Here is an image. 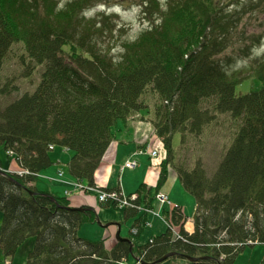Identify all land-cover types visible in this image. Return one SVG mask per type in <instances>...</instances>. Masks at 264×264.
<instances>
[{
    "label": "trees",
    "instance_id": "1",
    "mask_svg": "<svg viewBox=\"0 0 264 264\" xmlns=\"http://www.w3.org/2000/svg\"><path fill=\"white\" fill-rule=\"evenodd\" d=\"M98 1L108 0H71L64 5L61 0H0V71L19 42L34 62L46 63L33 93L4 107L0 104V148L13 152L9 157L25 171L23 176L0 173L3 256L14 257L34 237L27 264H124L130 245L116 241L109 250L105 240L81 238L86 220L97 223L95 212L70 210L66 198L40 192L35 187L40 173L54 165L51 153L57 148L72 151L73 157L65 162L69 174L95 187L96 172L116 138L117 125L139 114L142 122L152 119L167 149L158 190L174 167L170 160L175 134L182 140L187 128L194 134L208 125L214 114L202 104L213 98L215 113H230L241 125L213 178L201 165L191 172L174 167L184 190L195 198L194 232L185 228L184 207L168 195L167 202L158 200L160 211L168 207L164 214L151 208L142 215L146 211L142 203L153 199L145 184L134 206L115 207L127 218L139 217L135 223L142 226L141 232L149 214L167 224L165 233L135 252L142 258L135 264L155 263L172 252L184 261L188 260L183 255L206 258L192 264H238L248 246L264 245V57L231 72L218 55L242 42L237 51L251 52L248 41L256 34L237 31L248 2H255L252 10L264 16V0H171L167 8L159 0H145L144 9L159 17L125 44L119 60L103 46L110 33L103 18L110 16L96 12L87 17ZM246 81L252 82L250 92L237 95V87ZM150 87L159 96L154 115L142 99ZM11 89L10 83H0V95ZM149 146V141L142 144L139 153L151 162ZM128 163L139 165L136 160L124 165ZM1 165L0 159V169ZM44 193L53 195L60 206ZM173 224L180 227L177 235Z\"/></svg>",
    "mask_w": 264,
    "mask_h": 264
},
{
    "label": "rangeland",
    "instance_id": "2",
    "mask_svg": "<svg viewBox=\"0 0 264 264\" xmlns=\"http://www.w3.org/2000/svg\"><path fill=\"white\" fill-rule=\"evenodd\" d=\"M62 5L71 0H61ZM145 0H108L98 1L92 4V11L89 10L87 17L95 15L96 12H104L106 16H110L109 20H103L107 24L110 33L108 37L104 38L103 46L111 51V56L118 59L124 51L125 44L136 40L144 31L149 29L155 22L153 19L159 17L156 13L150 15L143 7L142 3ZM164 8H167L171 0H159ZM258 1V0H254ZM255 2H248V11L244 13L242 23L239 31L247 29L254 32L253 35L256 39L248 41L251 45V52H238L241 44H237L233 49L230 47L222 54L218 55V59L223 63L231 72L250 67L252 63L264 57V16L256 10H252ZM98 7V8H97ZM157 15V16H156ZM158 23V22H157ZM99 39V38H98ZM23 42L15 43L9 50L6 56L3 69L0 71V83L4 84L9 82L13 89L6 94L0 95V104L2 107L11 104L20 98L25 93H33L41 81V75L46 68V63L39 65L34 62L28 55ZM34 67V68H33ZM256 86L259 83L253 82ZM254 87V86H253ZM252 88V82L246 81L244 84L237 87V95L249 93ZM145 106L150 107L154 115V106L159 102L158 94L152 87L147 89V92L142 97ZM216 99L204 100L202 104L203 109H209L212 112L213 120L202 127L199 133H191L187 128L183 134L185 137L181 140V134L177 133L174 136V149L172 165L191 172L198 165H201L208 177L213 178L217 169L219 168L222 159L231 146L233 139L238 133L241 125V120L233 119L230 113H215L214 106ZM142 114V113H140ZM142 117L139 114L124 122H120L115 130V140L108 148L99 170L96 172V186L106 189H98L91 187L88 183L77 181L75 188L76 192L70 197L65 196V187L60 182L65 175L69 177V170L65 162L73 157V152H61L58 148L51 153L54 165L48 170L40 173V177L35 184V187L40 192L51 193L56 196L66 198L72 207L87 206L94 209L96 220L99 217L104 224L118 223L121 225V236L131 239L133 244V253L140 247H147L148 242L152 241L153 237L161 235L167 231L166 222L152 214L146 218V223L143 225V230L140 231L142 226H138L136 220L139 218H127L122 209H117L115 204L102 206L100 204V197L107 193L120 192L121 190L125 195L138 194L141 185L145 184L152 189L153 199L149 203H142L145 205L147 214L151 208L155 212L164 214L163 206L160 211V202L157 200L156 195L158 191L167 194L174 204L183 206L185 215L187 216V223L185 228L188 232L193 233L194 215L196 212L195 198L184 190L183 184L178 177L174 167L169 171V176L165 183L157 190L160 173L161 162L164 157H167V149L164 143L159 139L157 130L151 120L140 121ZM153 118V117H152ZM146 138H145V137ZM147 141L150 142L148 153L153 154L154 151L159 152L157 158H152L150 162L144 154H140L139 150L142 144ZM13 152H7L3 147L0 148V159L2 161L1 169L10 173L25 172L15 161ZM128 160H136L139 162V167H133L130 170H124V164ZM169 161V156L167 162ZM168 164V163H167ZM60 172V173H58ZM58 178L60 181L51 180L49 178ZM76 183V182H75ZM80 190L82 192H80ZM98 190V191H94ZM147 192V191H146ZM147 196V194L145 195ZM146 198H144L145 200ZM110 206V207H108ZM138 208L135 209H139ZM97 212V213H96ZM4 214L0 210V233L3 223ZM166 219L167 216L165 215ZM145 221V220H144ZM151 225H147V224ZM79 236L83 239L99 242L105 240L106 247L110 250L116 243V233L118 231L117 225L104 229L97 223L86 220L82 224ZM137 227H136V226ZM174 234L177 235L180 227L173 224ZM36 239L34 237L28 238L22 246L18 249L14 257L5 258L0 250V264H27L29 252L35 247ZM127 243V242H126ZM129 245L131 243H128ZM254 244V243H250ZM249 244V245H250ZM112 250V249H111ZM139 257V256H138ZM140 258V257H139ZM264 245L256 244L254 247L248 246L238 257V264H264ZM108 262L110 261L108 257ZM142 261V258H141ZM134 257L129 256V259L124 261V264H135ZM262 262V263H261ZM162 264H192L190 261L183 259H175L171 257L169 260Z\"/></svg>",
    "mask_w": 264,
    "mask_h": 264
},
{
    "label": "water",
    "instance_id": "3",
    "mask_svg": "<svg viewBox=\"0 0 264 264\" xmlns=\"http://www.w3.org/2000/svg\"><path fill=\"white\" fill-rule=\"evenodd\" d=\"M0 173L3 174V175H7L8 172H6L5 170L3 169H0ZM15 180V179H13ZM32 194H34L32 192ZM44 195H47L51 198V200L56 203L57 205H59V202L57 201V199L51 195V194H45ZM60 206V205H59ZM70 210H76V211H79V212H88V211H94L93 208L91 207H87V206H82V207H70L69 208ZM97 224L100 225L101 227H103L104 229H107L109 227H111L112 225H117L118 227V231L116 233V240L117 242H127V243H131L130 244V255H132V257H134L135 261H140L141 258L137 257L134 253H133V244L131 242V239L130 238H127V237H122L121 236V225L118 224V223H108V224H104L100 218L98 217L97 220H96ZM176 256H179L177 253L175 252H172V253H169L167 255H165L163 258L159 259L158 261H156L155 263H151V264H161L165 261H167L168 259H170L171 257H176ZM183 258L190 261V262H197L199 261L200 259H206L205 257H202V258H195V257H191V256H186V255H183Z\"/></svg>",
    "mask_w": 264,
    "mask_h": 264
},
{
    "label": "built area",
    "instance_id": "4",
    "mask_svg": "<svg viewBox=\"0 0 264 264\" xmlns=\"http://www.w3.org/2000/svg\"><path fill=\"white\" fill-rule=\"evenodd\" d=\"M158 152L154 151L153 156H158ZM127 167H136L137 163H128L125 165ZM24 173V172H23ZM22 173V174H23ZM77 184V182H76ZM75 184V186H76ZM157 198L162 202L165 203L168 201V197L166 194H163L162 192L157 194ZM138 199V195L134 194L130 197L126 196L123 192H113V193H105L100 197V202L106 204L107 202L111 204H115L116 207L123 208L128 206H134V201ZM251 243V242H250Z\"/></svg>",
    "mask_w": 264,
    "mask_h": 264
},
{
    "label": "bare ground",
    "instance_id": "5",
    "mask_svg": "<svg viewBox=\"0 0 264 264\" xmlns=\"http://www.w3.org/2000/svg\"><path fill=\"white\" fill-rule=\"evenodd\" d=\"M9 82H7V83H2V85H7ZM157 156H153L152 155V158H156ZM166 157H164V159H165ZM139 167V165H137L136 166V168H138ZM132 167H125L124 168V170H130ZM58 173H60V172H58ZM21 176H23V174L21 175ZM49 179H51V180H57V181H60L58 178H49ZM60 182H62V184L64 185V187H65V196H68V197H70L72 194L74 195L76 192H74L73 191V189L75 188V182H77V180L76 179H74L71 175H69V177H67V176H65L64 178H63V180H61ZM80 192H82L81 190H80ZM157 197V196H156ZM101 203V202H100Z\"/></svg>",
    "mask_w": 264,
    "mask_h": 264
},
{
    "label": "clouds",
    "instance_id": "6",
    "mask_svg": "<svg viewBox=\"0 0 264 264\" xmlns=\"http://www.w3.org/2000/svg\"><path fill=\"white\" fill-rule=\"evenodd\" d=\"M160 192H161V191H158L157 194L160 193ZM166 195H167V194H166ZM156 196H157V195H156ZM156 198H157V197H156ZM157 200H159V199L157 198ZM96 213H97V212H96ZM147 225H151V224L148 223ZM111 249H112V248H111ZM111 249H110V250H111ZM130 256H131V255H130ZM137 257H138V256H137ZM140 262H141V260L139 261V263H140Z\"/></svg>",
    "mask_w": 264,
    "mask_h": 264
},
{
    "label": "flooded vegetation",
    "instance_id": "7",
    "mask_svg": "<svg viewBox=\"0 0 264 264\" xmlns=\"http://www.w3.org/2000/svg\"><path fill=\"white\" fill-rule=\"evenodd\" d=\"M262 263V262H261Z\"/></svg>",
    "mask_w": 264,
    "mask_h": 264
}]
</instances>
